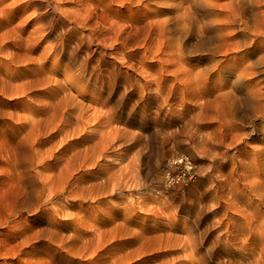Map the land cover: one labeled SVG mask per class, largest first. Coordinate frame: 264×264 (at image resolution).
Wrapping results in <instances>:
<instances>
[{
  "label": "rangeland",
  "instance_id": "374dc122",
  "mask_svg": "<svg viewBox=\"0 0 264 264\" xmlns=\"http://www.w3.org/2000/svg\"><path fill=\"white\" fill-rule=\"evenodd\" d=\"M42 1L0 0V264H264V101L233 113L236 76L159 48L160 34L113 50L130 17L159 10L150 1ZM104 8L115 31L86 38L74 20ZM244 54L215 61L243 70ZM181 154L196 177L170 184Z\"/></svg>",
  "mask_w": 264,
  "mask_h": 264
},
{
  "label": "bare ground",
  "instance_id": "6f19581e",
  "mask_svg": "<svg viewBox=\"0 0 264 264\" xmlns=\"http://www.w3.org/2000/svg\"><path fill=\"white\" fill-rule=\"evenodd\" d=\"M133 1L130 0V2ZM144 1L154 3L159 10L157 12L155 11L154 14L146 13L144 15H134L133 18L130 17V35L128 34L124 41L120 42V47L111 44L113 50L121 54V50L124 48L123 46H127L129 43L133 47L141 44L146 49H150L151 46L149 43L153 34H160L163 40L162 44L158 45L159 48L175 45L182 53L195 56V52L201 51V55L204 57L201 65H209V70L215 68L221 69L225 73V78L236 76L235 81L231 82L228 79L226 80V85L230 88L232 87V92L236 97L237 107L233 113H240L242 117L247 118L248 107L252 106L256 109L257 105L263 104L264 0H204L203 5L198 0H137L139 4H142ZM42 2L46 1L43 0ZM105 12V8L101 14L98 13V10H91L83 21L75 19L74 22L83 28L88 27L89 34L85 35L86 38L94 37V35L102 32L110 36L115 31L114 28L104 29L98 23ZM95 16L97 17L96 20ZM153 16H162L163 19L150 21ZM90 24L91 26H89ZM127 30L125 28L123 31H120L118 36L121 37ZM217 42L218 44H216ZM92 43L87 42L84 46L89 58H94V54L100 55L95 59V68H100L103 64V51H92ZM100 45L103 46L104 43H100ZM221 49H224L225 53L245 52L244 59H246L248 65L243 67V70L237 62L227 66L222 64L218 65V62L215 61V56ZM135 56L130 55L129 67L137 72L139 67L135 62L137 58ZM124 59H127V57L124 56ZM186 59H190V57H186ZM144 61L145 59H140L139 63L142 62V65H144ZM86 64L80 69L82 75H90V68L86 67ZM244 74L259 77L258 82L261 87L257 89H246L243 81L246 77H244ZM128 78L130 79V76ZM116 79V75L115 79L110 77L109 83L111 82V85H114L115 81H112ZM93 80L98 82L100 79L97 77L93 78ZM150 83L148 81L146 82L147 85ZM117 92L115 89L109 90L108 97L117 106H121L124 104V99L116 98ZM138 93V90H132L127 96H135ZM141 97H143L142 99L145 98L142 95ZM217 108L221 110L222 106L219 105ZM255 116L264 119V116ZM98 118L99 116L95 113L92 119L95 121ZM6 246L7 244L4 246L5 251Z\"/></svg>",
  "mask_w": 264,
  "mask_h": 264
},
{
  "label": "built area",
  "instance_id": "2783aa9c",
  "mask_svg": "<svg viewBox=\"0 0 264 264\" xmlns=\"http://www.w3.org/2000/svg\"><path fill=\"white\" fill-rule=\"evenodd\" d=\"M164 177L170 184L191 181L196 177L195 165L187 155H178L170 161Z\"/></svg>",
  "mask_w": 264,
  "mask_h": 264
}]
</instances>
